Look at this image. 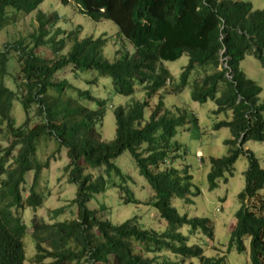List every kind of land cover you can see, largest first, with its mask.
I'll use <instances>...</instances> for the list:
<instances>
[{
	"label": "trees",
	"instance_id": "16d2710c",
	"mask_svg": "<svg viewBox=\"0 0 264 264\" xmlns=\"http://www.w3.org/2000/svg\"><path fill=\"white\" fill-rule=\"evenodd\" d=\"M44 1L0 0V31L19 22L10 27L13 35L7 36L9 42L0 49V138H8L7 146L0 144V264H23L25 260L22 238L27 227L22 214L26 208L35 212L43 204L36 187L48 162H40L37 151L50 140L59 151L65 149L68 162L63 172L76 186L72 203L77 207V218L57 221L61 208L53 211V223L33 218L34 264L48 259L50 264H194L193 260L197 264H224V255L209 258L199 245L189 244L197 232L213 240L211 222L180 215L170 205L173 198L190 205L200 194L189 166H167L181 148L173 139L177 128L189 122L187 111L167 110L164 94L152 109L147 102L171 80L163 63L176 61L183 54L188 62L174 92L186 86L190 75L200 69L203 76L191 84L192 100L201 104L210 100L217 107L216 114L230 113V120L215 124V128H229L233 139L225 144L239 146L223 158L210 159L208 190H215L218 179L231 173L239 153L248 158L227 251L233 248L247 253L249 264H264V170L251 153L241 148L250 140L264 143L260 114L264 103L258 104L260 88L239 68L248 55L264 68V10L231 0H73L80 15L95 23L109 21L116 33L109 39H94L80 38L78 29L54 31L57 15L38 11L36 31L24 37L19 25ZM59 2L68 5L66 0ZM57 35L63 37L56 41ZM46 39L50 50H42ZM121 41L132 52L118 50L110 62L103 53L105 44ZM67 46L66 54L61 55ZM10 58L14 61L9 67ZM65 69L75 78L83 72L109 78L117 96L130 98L136 91L143 93V101H131L113 110L112 141H104L95 128L101 125L106 101L93 98L88 90L75 89L73 79L55 81V75ZM84 100L95 101L98 109L85 107L81 103ZM15 102L25 116L19 126L13 115ZM147 109L150 113L146 115ZM30 112L34 113L32 117ZM191 121L197 123L195 116ZM124 152L129 153L153 192L150 205L161 221V232L141 227L137 216L113 224L87 207L94 195L107 190L104 175L121 176L114 160ZM88 167L104 170L94 175L85 172ZM30 172L33 180L24 200L21 186ZM125 195V203L138 202L129 190ZM183 227L188 228L187 236Z\"/></svg>",
	"mask_w": 264,
	"mask_h": 264
},
{
	"label": "rangeland",
	"instance_id": "374dc122",
	"mask_svg": "<svg viewBox=\"0 0 264 264\" xmlns=\"http://www.w3.org/2000/svg\"><path fill=\"white\" fill-rule=\"evenodd\" d=\"M221 1V0H217ZM248 2L255 10H264V0H231ZM11 15L12 10L8 9ZM41 11L43 13H54L58 17L56 29H61L65 32L70 30H80V38L92 37L97 38L100 35L112 37L116 33L115 26L108 22L102 21L95 23L90 21L83 15H80L76 6H63L59 0H45L36 11L26 16L25 21L19 25V32L28 36V33L36 31L38 26L35 14ZM22 15H19L20 18ZM19 22L11 24L0 31V49L3 45L9 42L7 36H12L13 32L10 27H15ZM53 31V32H54ZM7 37V38H6ZM62 35H57L58 41ZM104 38V37H103ZM111 40V39H110ZM117 44L114 42H107L103 48L104 56L110 61H113L114 52ZM131 49V48H130ZM66 52L68 47L65 49ZM64 52H62L63 54ZM13 56V54H10ZM14 61L13 58L9 60V67ZM188 62V56L183 54L178 60L173 62H166L164 65L170 71L173 84L179 85V77ZM240 71L253 81L259 88L260 94L258 96V104L264 103V68H262L259 61L251 55L244 58L239 65ZM200 69L190 75L188 84L176 94H165L163 103L167 110L172 108L184 109L187 111L189 122L176 130L174 142L178 143L181 148L175 160H169L167 166L174 168H181L189 166V172L193 178V185L200 190V194L192 198L193 203L190 205L184 204L178 198L170 199V205L174 207L180 215H187L188 218L199 217L207 219L213 226L214 238L207 239L200 232L195 233L189 239V244H197L203 250L206 257L217 258L224 255V264H249L248 254L238 253L235 249L227 251L229 244L230 232L234 226V214L239 209L240 203L238 194L244 189V176L248 169V158L244 153H239L235 161L231 173H224L217 181V188L213 191L208 190L207 174L210 170V159H220L228 155L229 151L234 148H239L236 145L234 148L225 144L226 141L233 139L231 130L229 128H215V124L230 120V113L216 114V105L214 102L208 100L205 103L194 102L191 98V84ZM73 79V87L75 89L88 90L93 98L102 99L106 101L104 108V117L101 125H96V130L100 133L102 139L110 142L115 137V119L113 110L118 106H126L131 101H143L144 96L141 91H136L132 97L125 98L117 96L112 91L111 80L107 77H100L96 72H83L79 78H75L70 73L69 69L58 73L54 77L55 81L64 79ZM93 81L89 84L87 81ZM71 81V80H70ZM10 87V86H9ZM172 87L171 85L168 86ZM172 89L169 90L171 92ZM71 92V91H70ZM161 94V92H160ZM158 102V96H154L148 100L150 109ZM81 103L90 110L96 111L98 109L95 101H81ZM31 113V112H30ZM150 110H146V115ZM261 117L264 119V112H261ZM13 115L16 120V125L23 123L25 116L21 110L18 102L14 103ZM34 113L30 114L32 117ZM192 116H195L197 123L192 122ZM35 120L33 121V123ZM6 141L0 138V144L7 146ZM55 141L50 140L47 146L40 148L37 151V158L40 162H48V168L43 169L39 177V182L36 187V192L42 194L43 204L41 208H37L35 212L31 208H26L22 214V222L26 225L27 231L22 238L24 247L25 260L23 264H34L35 257V243L31 235V226L33 218L37 221H44L45 223H53V211L62 209V212L55 218L57 221H68L77 218V207L72 201L76 195V186L68 182L66 173L63 172L67 165L68 159L66 157L65 149H60ZM241 148L244 151L251 153L257 160L259 167L264 170V143L247 141ZM55 154V155H54ZM201 156V161L199 160ZM114 163L120 168L121 176H114L112 173L110 177L106 176L108 180V188L104 193L94 195L91 201L87 204L90 210H94L101 219H106L113 224L122 223L126 220L137 216L139 225L146 229H154L161 232L162 224L157 218L156 211L151 207L150 202L153 195L149 185L143 177L138 173L134 160L128 152L120 155ZM85 171H91L94 175L102 172L104 167H95ZM3 178V177H2ZM32 172L26 175L24 184L21 186L22 196L24 200L29 195V186L32 183ZM1 183V178H0ZM130 193L138 202L130 201L125 203V191ZM121 195V196H120ZM122 198V199H121ZM104 210L101 211L100 208ZM20 211V210H19ZM155 215V216H154ZM157 217V218H156ZM182 232L186 235L188 228L183 227ZM187 236V235H186ZM247 249L249 242L246 243ZM217 249V250H216ZM171 258V255H166ZM197 264V260H193ZM51 260H45L41 264H50Z\"/></svg>",
	"mask_w": 264,
	"mask_h": 264
},
{
	"label": "clouds",
	"instance_id": "9594fccd",
	"mask_svg": "<svg viewBox=\"0 0 264 264\" xmlns=\"http://www.w3.org/2000/svg\"><path fill=\"white\" fill-rule=\"evenodd\" d=\"M66 2L68 3V4H70V5H73L74 3H73V0H66ZM253 8V7H252ZM255 10V9H254ZM36 15V14H35ZM47 15H49V13H47ZM102 21H105V20H102ZM102 21H99V22H102ZM99 22H97V23H99ZM109 22V21H108ZM76 29H74V30H70V31H68V32H71V31H75ZM68 32H64V33H68ZM51 35V34H50ZM63 37V36H62ZM61 37V38H62ZM91 37V36H90ZM100 38L102 37H104V38H110V37H106L105 35H100L99 36ZM60 38V39H61ZM98 38V37H97ZM47 40V39H46ZM45 44H46V46L44 47V48H42V50L44 49V50H50L51 49V47H50V44L48 43V40L45 42ZM115 44H117V48L115 49V52L116 51H118V50H121V49H125V50H127L129 53H131L132 52V50L130 49L131 47L127 44V43H124V42H118V43H115ZM68 47V49H69V46H67ZM67 47H65V49L67 48ZM63 50L62 52H64L63 54H62V52H61V55H65L66 54V50ZM115 52H114V57H115ZM114 59V58H113ZM166 62H164L163 63V66H164V68H166L165 67V64ZM187 65V64H186ZM167 69V68H166ZM167 71L169 72V74H170V76H171V80L169 81V82H167V84H166V86H165V88L162 90V91H159L156 95H154V96H158V100H159V97H160V95L161 94H171V93H173V94H176V92L178 93L179 91H176V92H174L175 91V88L178 86V85H175V84H173V78H172V75H171V73H170V71L167 69ZM197 71V70H196ZM195 72V71H194ZM201 72H197V74H200ZM202 74V73H201ZM181 75V74H180ZM202 76H203V74H202ZM201 76V77H202ZM55 77H56V75H55ZM197 77H200V75H197ZM197 77H195V78H197ZM200 77V78H201ZM194 78V79H195ZM179 79H180V77H179ZM193 79V80H194ZM169 85H171L172 87H168ZM185 87V86H184ZM170 89H172L171 90V92H169V90ZM182 90V89H181ZM180 90V91H181ZM160 92H161V94H160ZM154 96H152V97H154ZM151 97V98H152ZM164 99V98H163ZM148 100H149V98H148ZM148 100H147V102H148ZM200 158H201V156H199ZM251 204V202L249 203V205Z\"/></svg>",
	"mask_w": 264,
	"mask_h": 264
}]
</instances>
